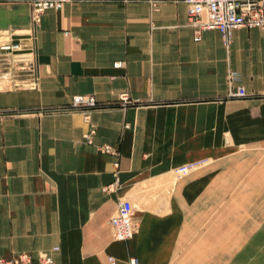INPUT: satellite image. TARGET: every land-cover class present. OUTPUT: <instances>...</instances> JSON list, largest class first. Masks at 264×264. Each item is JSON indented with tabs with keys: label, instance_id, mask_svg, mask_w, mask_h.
Listing matches in <instances>:
<instances>
[{
	"label": "crops",
	"instance_id": "obj_1",
	"mask_svg": "<svg viewBox=\"0 0 264 264\" xmlns=\"http://www.w3.org/2000/svg\"><path fill=\"white\" fill-rule=\"evenodd\" d=\"M18 36L33 71L0 90V259L261 264L264 183L244 158L264 146V30L194 42L182 0H71L31 25L27 4L0 0V39ZM229 75L247 97L225 100ZM78 95L97 102L87 120L56 111ZM120 201L126 242L109 226Z\"/></svg>",
	"mask_w": 264,
	"mask_h": 264
},
{
	"label": "built area",
	"instance_id": "obj_2",
	"mask_svg": "<svg viewBox=\"0 0 264 264\" xmlns=\"http://www.w3.org/2000/svg\"><path fill=\"white\" fill-rule=\"evenodd\" d=\"M25 3L30 8V21L37 25L40 17L48 10H60L65 4L71 0H14ZM186 8V24L193 31V41L199 42L202 32L209 30H217L222 38L223 44L228 47L232 40L233 32L239 28L246 29H262L264 30V0H182ZM28 42L21 50V43ZM12 44V45H11ZM5 47V48H3ZM8 52L15 58L21 59L23 67H20L18 72L27 70L33 71V44L29 37L27 39H12L6 44L0 45V69H4V73H0V79L7 80L11 86L12 75L8 67H4L6 61L10 63L11 59H6ZM19 57V58H18ZM15 62V61H13ZM25 62V63H24ZM124 65L123 62H115L113 68L119 69ZM1 70V71H2ZM4 77L5 79H3ZM233 76L228 77V91L225 98L227 99H243L247 97V93L242 86L233 87ZM6 85V83H4ZM1 88V87H0ZM3 88H8L3 86ZM120 101L123 105L128 104L125 94L120 95ZM98 107L93 96H74L67 107L56 109V111H78L84 114V119L87 120L91 110ZM1 114V113H0ZM93 130L84 135L87 143H90V136ZM106 154H114L109 146H104L100 149ZM115 166H117L115 164ZM194 165H185L174 170L177 177L187 175ZM110 185L105 188L109 190L116 185ZM133 206L129 201H120L117 204L113 216L109 220V226L112 232V237L116 241L126 242L132 238L135 232V223L133 221ZM58 251V247H54L49 254L42 255L38 264H53V255ZM113 263V259L109 258ZM0 264H32V257L26 253H20L10 258L0 259ZM128 264H138L135 258H130Z\"/></svg>",
	"mask_w": 264,
	"mask_h": 264
},
{
	"label": "rangeland",
	"instance_id": "obj_3",
	"mask_svg": "<svg viewBox=\"0 0 264 264\" xmlns=\"http://www.w3.org/2000/svg\"><path fill=\"white\" fill-rule=\"evenodd\" d=\"M152 6L153 7H156V3H152ZM50 11V10H48ZM52 11H55V10H52ZM59 11V10H58ZM47 12V11H46ZM41 18V17H40ZM31 23V21H30ZM31 25H35V24H32ZM28 36L26 37H21V36H18V37H15V39H27ZM6 41H9V38H2L0 39V45L1 44H6L7 42ZM28 42L24 41L21 43V50L23 51L24 50V47L27 45ZM2 54H7L4 58L5 60L6 59H11L10 63H8L6 61V64L7 66L5 65L4 67H8L9 65V70L11 72V74H14V73H18V70L20 67H23V63L20 61L21 59H17L15 58L14 60L12 59L13 58V55L12 54H8V52H1ZM19 58V57H18ZM15 61V62H13ZM25 63V62H24ZM2 69H0V73H4V69L1 71ZM16 79L12 78V81L14 82ZM120 98V97H119ZM72 100V99H71ZM225 100H230V99H227L225 98ZM253 151L254 153V157H248V158H244V162L245 163H250L251 165H254V166H259L260 167V179L259 181L261 182V184L264 183V146H260L258 148H254V149H249V151L247 152H250ZM246 152V151H245ZM256 153V154H255ZM248 161V162H246ZM176 176V175H175ZM177 177V176H176ZM178 178V177H177ZM264 187V185H263ZM259 233L261 234V237L259 238V243H260V263L261 264H264V190H261V202H260V220H259ZM250 239H247L245 238L244 241L246 243V241H248Z\"/></svg>",
	"mask_w": 264,
	"mask_h": 264
},
{
	"label": "bare ground",
	"instance_id": "obj_4",
	"mask_svg": "<svg viewBox=\"0 0 264 264\" xmlns=\"http://www.w3.org/2000/svg\"><path fill=\"white\" fill-rule=\"evenodd\" d=\"M10 40H12V39H9V41ZM6 42H8V41H6ZM12 45V44H11ZM3 48H5V47H3ZM3 79H5L4 77H2ZM4 83H6V85H4ZM9 82L7 81V80H2V79H0V90H2V89H4L3 88V86H7V87H10L9 85L10 84H8ZM79 96V95H78ZM179 178V177H178ZM255 195V194H254Z\"/></svg>",
	"mask_w": 264,
	"mask_h": 264
}]
</instances>
